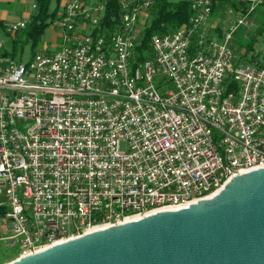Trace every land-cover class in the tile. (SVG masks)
<instances>
[{
	"label": "built area",
	"instance_id": "2783aa9c",
	"mask_svg": "<svg viewBox=\"0 0 264 264\" xmlns=\"http://www.w3.org/2000/svg\"><path fill=\"white\" fill-rule=\"evenodd\" d=\"M229 1L247 10L220 38L207 29L211 0H192L188 22L153 35L151 59L137 65L154 0H115L113 25L114 0H60L59 50L25 63L0 41V244L16 249L11 262L53 237L187 207L212 197L203 189L264 168V63H234L232 46L238 30L256 27L262 0Z\"/></svg>",
	"mask_w": 264,
	"mask_h": 264
},
{
	"label": "water",
	"instance_id": "95a60500",
	"mask_svg": "<svg viewBox=\"0 0 264 264\" xmlns=\"http://www.w3.org/2000/svg\"><path fill=\"white\" fill-rule=\"evenodd\" d=\"M8 264H264V168L208 199L93 231Z\"/></svg>",
	"mask_w": 264,
	"mask_h": 264
},
{
	"label": "trees",
	"instance_id": "16d2710c",
	"mask_svg": "<svg viewBox=\"0 0 264 264\" xmlns=\"http://www.w3.org/2000/svg\"><path fill=\"white\" fill-rule=\"evenodd\" d=\"M52 0H37L36 12L30 17V22L26 28L16 33L14 38L7 35L8 45L4 46L3 55L16 59L24 53V48L29 45L33 50L44 30L57 18L58 6L55 11L50 12ZM60 3V0H57ZM192 0H181L173 3L171 0H154V4L149 9L150 22L141 35V41L136 48L134 62L143 63L152 57L150 39L153 35H165L178 30L188 22L191 15ZM117 2L112 3L113 9L107 10L106 23L113 25L118 22ZM247 10V4L244 2H231L229 0H211V16H222L224 11L231 14H244ZM114 17L115 20L110 21ZM255 24H258V30H253L245 35L244 30H238L232 39L234 49V63L236 64H262L264 63V46L255 51V45L264 33V0L255 9L252 14ZM47 21H50L49 23ZM3 23L0 22L2 32ZM112 30V27H109ZM218 37L220 38L221 29L218 28ZM248 36V38L246 37ZM34 53L31 54V57ZM30 57V58H31ZM135 65V66H136Z\"/></svg>",
	"mask_w": 264,
	"mask_h": 264
},
{
	"label": "rangeland",
	"instance_id": "374dc122",
	"mask_svg": "<svg viewBox=\"0 0 264 264\" xmlns=\"http://www.w3.org/2000/svg\"><path fill=\"white\" fill-rule=\"evenodd\" d=\"M173 3L179 2L181 0H171ZM33 0H0V22L5 24L22 21L23 19H27L33 15L36 11L33 10L31 4ZM60 9V3L57 0H52L50 6V12L55 11L57 8ZM234 14H229L227 11H224L222 16L210 17L208 28L211 32H213L214 36H218V28L222 26L221 32L225 33L227 28L232 21L234 20ZM144 19L147 20V25L150 22V14L149 10L144 14ZM48 23L50 21H47ZM141 27V25L139 26ZM258 24L256 23V27L250 30L248 33H251L253 30H258ZM142 28V27H141ZM58 30L54 28L51 24L44 30L42 35L39 38V41L36 43L34 49L32 50L29 45L24 48V53L21 57H16L15 60L21 61L23 63L27 62L32 53L38 54H52L59 50L58 43ZM221 33V34H223ZM247 33V34H248ZM220 34V37H221ZM12 35L10 38H14ZM211 37V36H210ZM213 37V36H212ZM248 38V36H246ZM7 34L0 30V41L4 46L8 45ZM233 46V45H232ZM264 46V33L262 37L259 39L258 43L255 45V51L258 52ZM17 254L16 249H8L5 248L2 244H0V264H8L10 263L14 256Z\"/></svg>",
	"mask_w": 264,
	"mask_h": 264
},
{
	"label": "bare ground",
	"instance_id": "6f19581e",
	"mask_svg": "<svg viewBox=\"0 0 264 264\" xmlns=\"http://www.w3.org/2000/svg\"><path fill=\"white\" fill-rule=\"evenodd\" d=\"M210 17H211V9H210ZM227 183V181H220V184H214L212 187H209V189H203V196H213L217 192L223 188V186ZM133 219H137V217H134ZM59 243H63L62 237H53L52 238V246L57 245Z\"/></svg>",
	"mask_w": 264,
	"mask_h": 264
},
{
	"label": "crops",
	"instance_id": "0c3cea01",
	"mask_svg": "<svg viewBox=\"0 0 264 264\" xmlns=\"http://www.w3.org/2000/svg\"><path fill=\"white\" fill-rule=\"evenodd\" d=\"M222 28V26H220ZM217 32V30H216ZM223 33V32H221ZM222 35V34H221ZM7 206L4 196L0 194V238L8 234L7 220L4 218Z\"/></svg>",
	"mask_w": 264,
	"mask_h": 264
}]
</instances>
